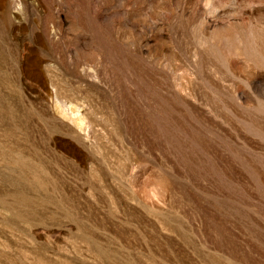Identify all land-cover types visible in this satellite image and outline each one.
<instances>
[{
	"label": "rangeland",
	"instance_id": "374dc122",
	"mask_svg": "<svg viewBox=\"0 0 264 264\" xmlns=\"http://www.w3.org/2000/svg\"><path fill=\"white\" fill-rule=\"evenodd\" d=\"M0 264H264V0H0Z\"/></svg>",
	"mask_w": 264,
	"mask_h": 264
}]
</instances>
